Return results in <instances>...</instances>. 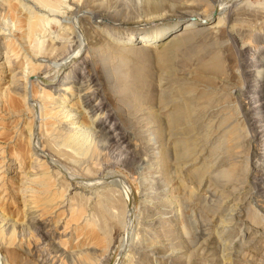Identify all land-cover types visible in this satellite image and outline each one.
<instances>
[{"label": "rangeland", "instance_id": "374dc122", "mask_svg": "<svg viewBox=\"0 0 264 264\" xmlns=\"http://www.w3.org/2000/svg\"><path fill=\"white\" fill-rule=\"evenodd\" d=\"M0 264H264V0H0Z\"/></svg>", "mask_w": 264, "mask_h": 264}, {"label": "bare ground", "instance_id": "6f19581e", "mask_svg": "<svg viewBox=\"0 0 264 264\" xmlns=\"http://www.w3.org/2000/svg\"><path fill=\"white\" fill-rule=\"evenodd\" d=\"M35 1V0H34ZM23 4V3H22ZM24 5H22V6H20V7H23ZM48 7V6H47ZM26 19L28 20V24L30 25L31 23V21H33V20H31L30 21V18H29V16L28 17H26ZM40 23L41 22H43V21H45V20H43L41 17L39 18V17H37L36 18ZM30 21V22H29ZM34 21H36V20H34ZM24 23V22H23ZM35 23V22H34ZM34 23L32 24L33 26H34ZM196 22L195 21H193V20H189V21H187V22H184L183 23V26H182V28L180 29V30H178V31H176V32H173L172 34H171V36H174V35H177V33H179V32H181V31H185V30H188L189 28H190V26H192V24H195ZM32 25H30V30L32 29V28H34V27H32ZM27 26V25H26ZM25 26V27H26ZM35 26H37L36 27V30H37V28H38V25H35ZM177 27V24H175V25H172V26H170V27H168V28H165V29H162V30H160L158 33H156L155 35H151V34H146V33H139V34H134V33H130L127 37V41H133V42H136L137 44H139V45H146V44H151V43H154V42H157V43H159L160 42V39L162 38V35L163 34H165L166 32H169L170 30H172V31H174V29ZM29 31V30H28ZM33 31H35V30H33ZM24 32H25V29H24ZM10 33V32H9ZM170 33V32H169ZM29 39V38H28ZM27 45V44H26ZM23 46V45H22ZM32 47H34V46H32ZM54 49V48H53ZM76 57V56H75ZM62 65V64H61ZM65 66V65H64ZM67 66V65H66ZM5 67L7 68V70H9V64H6L5 65ZM62 68H64V67H62ZM33 74V69L30 71V72H28V73H26V78H28V76L29 75H32ZM60 73V72H59ZM6 75H9V73L7 74L6 73ZM10 79V81H8V85H10V84H13L14 85V81H12L11 80V78H14V76L13 75H11L10 77H9ZM27 80V79H26ZM40 80L45 84V85H49V79H46V78H43V77H41L40 78ZM61 81V80H60ZM63 83V82H62ZM61 85V84H60ZM10 88H11V86H10ZM23 88H25V85H24V87ZM16 89V88H15ZM43 89V88H42ZM48 97L52 100V99H54V96L53 95H51V93L48 95ZM31 99H29V98H27L26 97V95H24V98H23V101L25 102V103H27V101H30ZM76 103V105L77 104H80L81 105V102L77 99V102H75ZM82 104H83V102H82ZM61 107H63V105L61 106ZM82 110L85 108L84 106H82V107H80ZM82 114V112H81V110H78L77 111V109L76 108H74V109H72V108H69V110H67V112H66V116L68 117V118H72V117H74L76 114ZM38 116V115H37ZM38 126V125H37ZM76 128H81V124H79ZM75 128V129H76ZM90 129V128H89ZM116 137H117V139L118 140H120V139H123L124 138V136L123 135H115ZM115 137V138H116ZM171 153V152H170ZM120 189L122 190V192L124 193V196H125V198H126V201L128 202L129 200H130V197H128L129 196V193H128V189H127V187L124 185L123 186V184H121L120 186ZM132 200V199H131ZM130 202V201H129ZM131 203H132V201H131ZM128 204V203H127ZM130 204V203H129ZM128 204V205H129ZM126 206V205H125ZM131 207V206H130ZM125 209H127V208H125Z\"/></svg>", "mask_w": 264, "mask_h": 264}]
</instances>
